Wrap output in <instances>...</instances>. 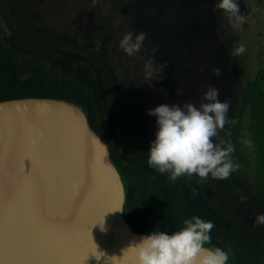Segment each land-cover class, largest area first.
<instances>
[{
	"label": "rangeland",
	"instance_id": "1",
	"mask_svg": "<svg viewBox=\"0 0 264 264\" xmlns=\"http://www.w3.org/2000/svg\"><path fill=\"white\" fill-rule=\"evenodd\" d=\"M214 0H6L17 29L48 42L70 47L47 50L10 32L0 4V32L16 65L41 63L57 68L85 86L93 95L100 124L109 131V113L102 79L91 61L73 50L83 46L98 52L114 93L115 114L123 137L149 148L155 117L147 110L163 103L200 102L209 85L230 105L233 121L245 83L264 67V0H238L246 22L228 24ZM146 34L144 47L126 55L118 42L126 32ZM240 45L245 51L233 55ZM151 61V63H149ZM219 70L218 73L215 70ZM138 92L134 98L128 87ZM140 104V106H138ZM231 124L220 133L228 139ZM244 150L251 154L246 133ZM117 154L144 172L151 185L148 206L135 216L136 228L149 233L168 224L170 231L186 217L178 208L170 179L147 165V153L117 147ZM253 174L236 170L227 179L200 181L181 177V199L187 213L211 221L214 229L232 239L244 255V264H263L257 236L248 233L264 198L252 189ZM243 198V199H242ZM211 244L229 252L221 241Z\"/></svg>",
	"mask_w": 264,
	"mask_h": 264
},
{
	"label": "water",
	"instance_id": "2",
	"mask_svg": "<svg viewBox=\"0 0 264 264\" xmlns=\"http://www.w3.org/2000/svg\"><path fill=\"white\" fill-rule=\"evenodd\" d=\"M125 203L110 147L80 106L0 102V264H81L74 249L89 242L95 255L84 264H135L133 246L147 233L125 220Z\"/></svg>",
	"mask_w": 264,
	"mask_h": 264
},
{
	"label": "clouds",
	"instance_id": "3",
	"mask_svg": "<svg viewBox=\"0 0 264 264\" xmlns=\"http://www.w3.org/2000/svg\"><path fill=\"white\" fill-rule=\"evenodd\" d=\"M217 9L226 15L232 28L246 22L238 0H214L213 10ZM145 39L143 31H129L119 40L118 47L133 56L142 50ZM244 51L240 45L233 49V55ZM229 108L214 85L207 87L198 104L174 102L149 108L147 115L155 117V133L147 150L148 167L172 181L193 176L200 181L227 179L239 167L232 157L231 141L220 135L225 125L233 123L228 117ZM42 135L37 131L29 142L35 145ZM255 223L264 225V213L257 214ZM175 227V231H170L169 225L163 224L141 236L133 246L135 264H229V252L211 244V221L192 215ZM119 258V264H126L122 256Z\"/></svg>",
	"mask_w": 264,
	"mask_h": 264
},
{
	"label": "trees",
	"instance_id": "4",
	"mask_svg": "<svg viewBox=\"0 0 264 264\" xmlns=\"http://www.w3.org/2000/svg\"><path fill=\"white\" fill-rule=\"evenodd\" d=\"M2 16L5 24L24 40L36 43L47 50L69 49L58 42H48L19 31L11 19L6 0H0ZM74 52L87 57L97 69L105 90L109 113L110 130H104L100 124L99 112L92 93L77 80L64 76L57 68L48 67L41 63H23L16 65L6 48L0 32V102L21 99H55L74 103L80 106L87 117L93 131L99 135L110 147L112 161L118 168L126 190L124 218L139 233H145L136 228L135 216L143 210L151 200V185L140 167L121 158L116 151L121 147L132 152L147 153L148 148L125 139L118 126L115 114L114 93L111 79L98 57V52L83 46L72 47ZM131 95L137 98L133 86L128 87ZM140 106V104L138 105ZM250 140L253 151L247 153L243 147L244 135ZM228 140L231 141L234 151L232 157L239 165L238 171L242 174H253L252 189L264 198V67L253 79L246 81L240 92V101L236 109L233 123H231ZM212 178L207 181H212ZM178 208L186 217L187 213L181 199L180 178L170 180ZM248 233L257 236L260 244L262 262L264 264V225L254 224L248 227ZM211 237L224 243L231 250V264H244V255L238 245L230 238L212 228Z\"/></svg>",
	"mask_w": 264,
	"mask_h": 264
},
{
	"label": "snow or ice",
	"instance_id": "5",
	"mask_svg": "<svg viewBox=\"0 0 264 264\" xmlns=\"http://www.w3.org/2000/svg\"><path fill=\"white\" fill-rule=\"evenodd\" d=\"M110 211H112V206H111V204H108L105 206V213L110 212ZM101 215H104V213H101ZM97 222H100L99 217H97L95 220L91 221L90 224L88 225V228H91V226ZM74 253H75L76 258L79 261H81V264H84L89 253L94 254V246L91 244V242H89L87 245H84V244L78 245L74 249Z\"/></svg>",
	"mask_w": 264,
	"mask_h": 264
}]
</instances>
